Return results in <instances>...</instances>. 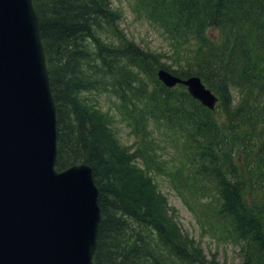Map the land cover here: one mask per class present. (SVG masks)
I'll list each match as a JSON object with an SVG mask.
<instances>
[{"label":"trees","instance_id":"obj_1","mask_svg":"<svg viewBox=\"0 0 264 264\" xmlns=\"http://www.w3.org/2000/svg\"><path fill=\"white\" fill-rule=\"evenodd\" d=\"M33 4L56 106V169L88 163L99 189L93 264H264V0H136L174 37L171 63L126 36L112 0ZM160 68L200 76L219 97L215 110L182 84L165 86ZM98 90L119 97L138 140L151 135L138 149L122 146L90 102ZM161 173L203 229L206 216L213 235L239 244L240 263L209 258L182 231Z\"/></svg>","mask_w":264,"mask_h":264},{"label":"water","instance_id":"obj_2","mask_svg":"<svg viewBox=\"0 0 264 264\" xmlns=\"http://www.w3.org/2000/svg\"><path fill=\"white\" fill-rule=\"evenodd\" d=\"M157 75L216 108L200 76ZM56 158V106L33 0H0V264H93L101 220L93 168L58 171Z\"/></svg>","mask_w":264,"mask_h":264},{"label":"rangeland","instance_id":"obj_3","mask_svg":"<svg viewBox=\"0 0 264 264\" xmlns=\"http://www.w3.org/2000/svg\"><path fill=\"white\" fill-rule=\"evenodd\" d=\"M112 2L114 7L120 10V23L126 36L143 49L162 54V62L171 63V59L166 58V55H174V37L166 29L164 30L161 25L155 23L147 13L138 9L136 0H112ZM210 32H213L214 35L218 33L217 30ZM173 67L175 68L176 66ZM88 95L90 102L92 100L102 107L103 111L113 120L112 128L122 146L129 150L131 148V151H133L139 148L138 141L142 142L151 137L147 133L144 139L140 135V140H138L139 137L133 132V128L130 127L132 125L131 120L128 116H122L123 114L120 113L119 109H122L123 104H121V100L113 91L98 90L89 92ZM148 128L150 127L148 126ZM169 151L170 156L175 154V150L171 146ZM164 158L168 157L164 156ZM139 163L143 165L142 160H139ZM155 176L159 182L161 192L168 198L171 211L176 214V219L182 231L190 234V236L192 235L204 248V252L209 258L215 256L214 258L220 263H240L242 257L239 244L226 238L218 239L216 234L213 235L208 229L210 222L206 216H204L205 224L203 225L205 229H203L195 213L190 209L181 194L175 191L166 175L161 173L158 176L155 174Z\"/></svg>","mask_w":264,"mask_h":264}]
</instances>
